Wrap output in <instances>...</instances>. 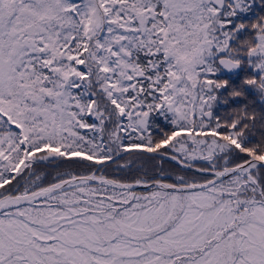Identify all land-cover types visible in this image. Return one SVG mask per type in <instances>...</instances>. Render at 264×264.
<instances>
[{
	"label": "snow or ice",
	"instance_id": "1",
	"mask_svg": "<svg viewBox=\"0 0 264 264\" xmlns=\"http://www.w3.org/2000/svg\"><path fill=\"white\" fill-rule=\"evenodd\" d=\"M247 3L0 0V264H264V113H212L242 57L264 94Z\"/></svg>",
	"mask_w": 264,
	"mask_h": 264
},
{
	"label": "trees",
	"instance_id": "2",
	"mask_svg": "<svg viewBox=\"0 0 264 264\" xmlns=\"http://www.w3.org/2000/svg\"><path fill=\"white\" fill-rule=\"evenodd\" d=\"M264 19V0H254L252 4L246 7L244 13L240 12L232 19L233 26L244 25L242 31H237L233 46L242 43L245 40L254 39L255 32L251 26ZM242 59V58H241ZM243 60V59H242ZM242 66V64H241ZM257 78L258 76L252 73V69L242 66L236 75L219 74L216 77H211L217 81H228L226 89L216 90L217 101L212 108L213 117L216 119L222 118L226 113L239 109L245 106H251L257 111L264 113V94L259 93L257 90L244 85V80L248 78ZM232 91H242L241 97H232ZM171 117L164 115H154L150 122V132L156 136L161 137L165 132L169 131L172 127L170 123ZM172 166L171 163H166L165 168Z\"/></svg>",
	"mask_w": 264,
	"mask_h": 264
},
{
	"label": "rangeland",
	"instance_id": "3",
	"mask_svg": "<svg viewBox=\"0 0 264 264\" xmlns=\"http://www.w3.org/2000/svg\"><path fill=\"white\" fill-rule=\"evenodd\" d=\"M253 1H254V0H248V3H247V6H246V7L250 6V5L252 4ZM245 10H246V8H245ZM245 10H244V11H239V12L244 13ZM239 12H238V13H239ZM242 30H243V29H241V30H239V31H242ZM242 59H243V60H242V66H243V67L246 66V68H248V69H252V68L249 66V65H250V61H249V59L246 58V57H242ZM256 59H257V58H252L251 63H255ZM242 66H241V67H242ZM221 73H223V71H222V70H218V71L216 72L215 76H213V78L216 77V76H218V75L221 74ZM252 73L255 74V75L258 76V77H260V75H261V73L258 72V71H253V70H252Z\"/></svg>",
	"mask_w": 264,
	"mask_h": 264
},
{
	"label": "clouds",
	"instance_id": "4",
	"mask_svg": "<svg viewBox=\"0 0 264 264\" xmlns=\"http://www.w3.org/2000/svg\"><path fill=\"white\" fill-rule=\"evenodd\" d=\"M173 55L176 58H180V57L185 56V55H191V52L189 49H175V50H173Z\"/></svg>",
	"mask_w": 264,
	"mask_h": 264
},
{
	"label": "water",
	"instance_id": "5",
	"mask_svg": "<svg viewBox=\"0 0 264 264\" xmlns=\"http://www.w3.org/2000/svg\"><path fill=\"white\" fill-rule=\"evenodd\" d=\"M240 69H241V67L236 69V70H232V71H228V70H222V71H223L224 74L232 76V75H236V73H238L240 71Z\"/></svg>",
	"mask_w": 264,
	"mask_h": 264
},
{
	"label": "flooded vegetation",
	"instance_id": "6",
	"mask_svg": "<svg viewBox=\"0 0 264 264\" xmlns=\"http://www.w3.org/2000/svg\"><path fill=\"white\" fill-rule=\"evenodd\" d=\"M242 12H240V15H241Z\"/></svg>",
	"mask_w": 264,
	"mask_h": 264
}]
</instances>
